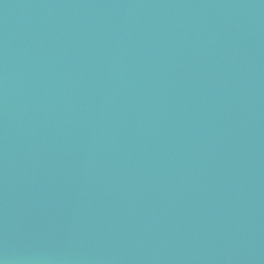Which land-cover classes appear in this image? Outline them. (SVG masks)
<instances>
[{
	"label": "water",
	"instance_id": "1",
	"mask_svg": "<svg viewBox=\"0 0 264 264\" xmlns=\"http://www.w3.org/2000/svg\"><path fill=\"white\" fill-rule=\"evenodd\" d=\"M0 264H264V0H0Z\"/></svg>",
	"mask_w": 264,
	"mask_h": 264
}]
</instances>
